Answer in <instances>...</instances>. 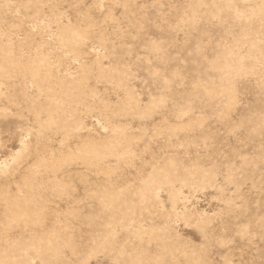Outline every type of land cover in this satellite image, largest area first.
I'll return each instance as SVG.
<instances>
[{
    "label": "rangeland",
    "instance_id": "374dc122",
    "mask_svg": "<svg viewBox=\"0 0 264 264\" xmlns=\"http://www.w3.org/2000/svg\"><path fill=\"white\" fill-rule=\"evenodd\" d=\"M0 49V264H264V0H0Z\"/></svg>",
    "mask_w": 264,
    "mask_h": 264
},
{
    "label": "bare ground",
    "instance_id": "6f19581e",
    "mask_svg": "<svg viewBox=\"0 0 264 264\" xmlns=\"http://www.w3.org/2000/svg\"><path fill=\"white\" fill-rule=\"evenodd\" d=\"M252 14H255L256 16L257 15H259L260 13H261V8L260 7H256L255 9H253L252 10V12H251ZM263 16V15H262ZM259 17V16H258ZM86 29V28H85ZM62 33H64L65 34V38H64V40H63V42L66 44V45H68L69 47H71L72 49H74L75 48V46H76V43H75V40H74V38H83V37H85V35H86V32L85 31H83V30H81V29H79L78 27H76V26H70V25H67V26H64V27H62ZM252 40V39H251ZM254 40V39H253ZM249 42V41H248ZM249 44V43H248ZM252 46V45H251ZM250 47V46H249ZM248 47V48H249ZM253 47V46H252ZM1 50V49H0ZM8 50V49H7ZM250 50V49H249ZM10 51V50H9ZM248 51V50H247ZM250 52H251V50H250ZM250 52H248V53H250ZM250 55V54H249ZM226 56L227 57H231L232 58V62H228V63H226L225 64V66H224V68H232V67H234V66H240V64H241V60H240V58L241 57H237L235 54H233L230 50H227L226 51ZM236 57L235 59L233 58V57ZM254 56V55H253ZM0 58H3L2 57V55H0ZM10 59H12V57L10 58ZM8 61V59L6 60V62ZM8 64H11V66H13V68L14 69H19V66H21L20 65V63L18 62V60H15V59H13V60H10L9 61V63ZM39 66H44V67H46L47 66V61H46V58L45 57H40V58H38V60L37 61H33V62H28V63H26V65L24 66V67H22L21 69H23L24 71H26V72H28L29 74H31L32 76H33V78L34 79H37V80H45L46 78H47V74H40V72H39ZM19 71V70H18ZM14 74V73H13ZM220 80H222V79H220ZM33 81V80H32ZM75 83V82H74ZM60 85H62V83H60ZM69 85V83L67 82V85H65V87H69L68 86ZM71 85V84H70ZM38 88H40V87H38ZM45 89V88H44ZM51 89V88H50ZM222 89V88H221ZM230 89L231 88H229V90L227 89V91L229 92L230 91ZM37 90H39V89H37ZM46 90V89H45ZM226 90V89H225ZM225 90H224V88H223V91L225 92ZM127 91V90H126ZM219 91V90H218ZM56 91H54V93H55ZM213 92V91H212ZM233 93V92H232ZM46 94H47V92H46ZM52 94V93H51ZM78 94H79V92H78ZM131 94V93H130ZM214 94V93H213ZM213 94H212V96H213ZM216 94V93H215ZM65 95V94H64ZM230 97V96H229ZM134 98V97H133ZM231 99V98H230ZM81 100V99H80ZM10 102V101H9ZM54 103V102H53ZM71 103V102H70ZM158 103V102H157ZM128 112V111H127ZM107 117V116H106ZM105 117V118H106ZM263 121H264V119H263ZM40 123H42V122H40ZM52 123V122H51ZM73 123H75L74 121H73ZM190 124V123H189ZM42 125V124H41ZM46 125V124H45ZM78 126H80V123L79 122H77V127ZM113 126V125H112ZM181 127V126H180ZM186 127V126H185ZM172 128H174V127H172ZM62 129H64V128H62ZM175 129V128H174ZM116 131L117 133H118V138L119 137H123V133H122V131H121V127L119 126V125H115V126H113L112 127V129H111V131ZM174 131V130H173ZM113 132V133H114ZM115 132V133H116ZM112 133V132H111ZM112 136V135H111ZM130 136V135H129ZM116 137H117V135H116ZM115 137V139H117ZM111 139V138H110ZM121 139V138H120ZM97 140V139H96ZM105 141H106V139H104ZM112 140V139H111ZM114 140V139H113ZM128 140V139H127ZM110 141V140H109ZM116 141V140H115ZM129 141V140H128ZM93 142V141H92ZM96 142V141H95ZM104 142V141H103ZM94 143V142H93ZM100 143V142H99ZM98 143V144H99ZM118 143V142H117ZM129 143V142H128ZM81 144V143H80ZM79 144V145H80ZM86 144V143H85ZM87 144H88V142H87ZM20 147H22V145L23 144H21L20 143ZM25 146H26V144H24ZM92 145H94V144H92ZM104 145V144H103ZM111 145V144H110ZM116 145V144H115ZM86 147H88L87 145H85ZM82 147V149H81V154L82 155H87V154H89V152H94L95 151V147H100V145L98 146V145H95V146H92L91 148H86V147ZM119 146V145H118ZM129 146V145H128ZM76 147H78V146H76ZM121 147V146H120ZM101 148V147H100ZM20 149V148H19ZM26 150V149H25ZM115 150V149H114ZM19 151V150H18ZM68 152V151H67ZM67 152H65V153H63V154H66ZM95 153V152H94ZM110 153V152H109ZM68 154H69V152H68ZM80 154V153H79ZM52 155V154H51ZM50 155V156H51ZM59 155H61V152L59 153ZM70 155V154H69ZM76 155V153L74 154V156ZM78 155V154H77ZM76 155V156H77ZM64 155H62V157H63ZM68 155H66V157H67ZM76 156L74 157V158H76ZM61 157V156H60ZM59 157V158H60ZM61 157V158H62ZM78 157V156H77ZM42 158V157H41ZM52 158V157H51ZM50 158V160H52ZM43 159V158H42ZM56 159H58V158H56ZM71 159V158H70ZM93 159V158H92ZM39 161H41V160H39ZM49 161V160H48ZM58 161H60V159L58 160ZM61 161H62V159H61ZM60 161V162H61ZM65 161V160H64ZM63 161V162H64ZM72 161V160H71ZM43 162V161H42ZM41 162V163H42ZM62 162V163H63ZM47 163V162H46ZM49 163V162H48ZM50 163H53L52 161H50ZM57 163V162H56ZM68 163V162H67ZM1 164V163H0ZM39 164H40V162H39ZM43 164H45V161H44V163ZM46 165V164H45ZM48 165V164H47ZM62 165V164H61ZM61 165H59V166H61ZM39 166V165H38ZM42 166V165H41ZM40 166V167H41ZM51 166V165H50ZM89 166V165H88ZM49 167V166H48ZM48 167H47V169H48ZM51 167H53V166H51ZM50 167V168H51ZM30 168V167H29ZM42 168H44V167H42ZM55 168V167H54ZM57 168V167H56ZM59 168V167H58ZM61 168V167H60ZM59 168V169H60ZM53 169V168H52ZM58 169V170H59ZM1 170H3V169H1ZM28 170V169H27ZM197 170V169H196ZM4 172V171H3ZM7 173V172H6ZM6 173H4V174H6ZM208 173V172H207ZM2 174V173H1ZM28 174V173H27ZM37 174V173H36ZM108 174H110V173H108ZM33 176V175H32ZM210 176H212V175H210ZM30 177V176H29ZM55 179V178H54ZM54 179H52V180H54ZM26 180V179H25ZM16 182H19V181H16ZM26 182V181H25ZM24 182V183H25ZM55 182V181H54ZM57 182V181H56ZM61 182V181H60ZM57 183H59V182H57ZM66 183V182H65ZM65 183H62L63 185V187L65 186L64 184ZM170 183V182H169ZM16 184V183H15ZM39 184V183H38ZM141 184V183H140ZM3 185V184H2ZM57 185V184H56ZM36 186V185H35ZM38 186V185H37ZM17 187V186H16ZM21 187V186H20ZM61 187V186H60ZM24 188H25V186H24ZM159 188V187H158ZM138 190V189H137ZM151 190V189H150ZM171 190V189H170ZM3 191V190H2ZM22 191V190H21ZM139 191V190H138ZM145 191V190H144ZM61 192V191H60ZM32 193V192H31ZM3 195V194H2ZM13 196V195H12ZM9 198V197H8ZM18 198V197H17ZM36 202V201H35ZM37 203V202H36ZM11 205V204H10ZM26 207V206H25ZM43 209V208H42ZM20 210H22V209H20ZM130 211V210H129ZM33 212V211H32ZM16 213V212H15ZM127 214V213H126ZM126 214H125V216H126ZM28 215V214H27ZM20 217H24V216H26V213L22 210V212L20 213V215H19ZM31 216V215H30ZM128 217V216H127ZM20 219V218H19ZM14 220V219H13ZM17 221V220H16ZM20 221V220H19ZM34 223H35V221H33ZM24 223H25V221H24ZM39 223V222H38ZM114 224V223H113ZM37 225V224H36ZM113 226V225H112ZM115 226V225H114ZM114 229V228H113ZM53 230V229H52ZM51 230V231H52ZM108 230V229H107ZM112 230V229H111ZM115 230V229H114ZM113 230V231H114ZM53 232V231H52ZM106 232H108V231H106ZM111 232V231H110ZM110 234V233H109ZM51 235V237H52V234H50ZM104 240H102V242H103ZM21 243V242H20ZM5 245V244H4ZM21 245H22V243H21ZM104 245H105V243H104ZM16 246V245H15ZM14 246V247H15ZM98 246V245H97ZM103 246V245H102ZM3 247H5V246H3ZM2 247V248H3ZM14 247H13V249H14ZM23 249V248H22ZM101 249V248H100ZM27 250V249H26ZM105 250H107V249H105ZM2 252V251H1ZM3 252H5V251H3ZM5 255V254H4ZM30 256V255H29ZM7 257V256H6ZM10 257V256H9ZM16 259V258H15ZM5 260V259H4ZM18 260V259H17ZM155 260H156V258H155ZM8 261V260H7ZM14 263V262H13ZM194 263V262H193ZM18 264H19V262H18Z\"/></svg>",
    "mask_w": 264,
    "mask_h": 264
}]
</instances>
